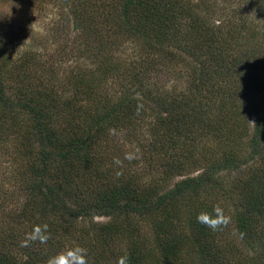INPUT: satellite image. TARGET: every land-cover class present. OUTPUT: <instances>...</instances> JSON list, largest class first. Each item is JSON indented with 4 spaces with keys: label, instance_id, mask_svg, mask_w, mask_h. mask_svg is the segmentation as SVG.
Returning a JSON list of instances; mask_svg holds the SVG:
<instances>
[{
    "label": "trees",
    "instance_id": "obj_1",
    "mask_svg": "<svg viewBox=\"0 0 264 264\" xmlns=\"http://www.w3.org/2000/svg\"><path fill=\"white\" fill-rule=\"evenodd\" d=\"M61 1L79 31L77 60L38 62L39 85L16 91L6 80L17 60H0V170L21 200L7 215L21 229L0 236V264H47L75 245L88 264L123 255L130 264H264V112L250 102L263 87L264 25L242 21L243 7L226 14L219 0ZM125 39L146 56L138 66L123 62ZM149 56L178 85L165 88ZM38 59L27 50V65ZM142 131L139 172L116 160V139ZM216 204L231 219L212 231L196 217ZM44 223L48 242L21 247Z\"/></svg>",
    "mask_w": 264,
    "mask_h": 264
},
{
    "label": "rangeland",
    "instance_id": "obj_2",
    "mask_svg": "<svg viewBox=\"0 0 264 264\" xmlns=\"http://www.w3.org/2000/svg\"><path fill=\"white\" fill-rule=\"evenodd\" d=\"M218 8L220 4H223V12L233 15L234 10H238L243 7L242 21H247V24H253L257 27L264 25V0H219ZM68 8L61 0H33L28 2L27 0H0V30H3L0 34L1 38H4L5 43L1 44L0 60L2 54H9L12 59L17 60L14 66V75L11 76V80L7 79L12 91H16L24 88L27 83L39 85L38 78L41 76L37 71L32 70L39 63V66L49 68H58L60 65H70L74 60H77L75 54V47L78 44L75 34L79 31L74 29V19H67L64 12H70L66 10ZM240 12V11H239ZM218 15V13H215ZM117 26V24L115 25ZM114 26V27H115ZM86 37L91 39V33H86ZM13 38V42L9 39ZM126 38H131L126 35ZM80 39V38H78ZM93 39V38H92ZM91 39V40H92ZM90 40V41H91ZM88 42H86L87 46ZM82 45V44H81ZM92 48L94 46L90 45ZM8 51L6 52V49ZM33 48L34 53L40 59L35 60L34 65H27L24 61L27 55V50ZM140 48L131 39H125L120 45V53L123 54L127 60L123 59L126 67L131 64L139 65L141 52ZM146 55V54H144ZM144 60L146 56H143ZM37 58V57H36ZM70 59V60H68ZM73 59V61H72ZM167 62V61H164ZM153 63L154 68L157 69L161 77L155 76L158 80H164L168 84L165 88L171 87L173 84L178 85L175 80V74H169L166 72V66L157 57L149 56V61L144 64ZM168 63V62H167ZM91 60L89 66H94ZM143 65V64H141ZM264 67L258 68V81L262 83V90L257 93H253V99L250 102L254 103L252 107L253 112H264ZM61 70V69H60ZM63 71V70H62ZM61 71V72H62ZM129 70H127L128 72ZM21 75L24 80L20 81L17 75ZM156 74V72H152ZM36 76V77H35ZM38 77V78H37ZM116 80V81H115ZM110 79L112 88L117 90V80ZM185 84V80L182 82ZM181 84V85H182ZM173 87V86H172ZM253 113L251 117V126L257 118V114ZM252 129V128H251ZM144 136L143 131L140 133V137H133L131 140H126L125 136L117 138L116 143L119 144L118 152H116V160L124 166H129L131 170L143 171L146 164L144 163V150H149V143L147 141H141ZM116 138V137H115ZM206 139V138H205ZM245 139L242 140V143ZM144 145L143 149L141 146ZM124 160L126 164H124ZM7 169H1L0 174V236L7 235L14 229H21L16 227V221L12 217L8 218V213L13 214V209L21 204V200L17 201L16 192L13 193L10 186L14 185V180H8L5 178ZM67 173L62 182H68L73 178L74 174ZM144 173V172H142ZM22 177H19L21 179ZM29 179V178H27ZM177 180V178L175 179ZM174 180V181H175ZM25 181L23 182V184ZM97 220H105L106 218L97 217ZM23 237V235H22Z\"/></svg>",
    "mask_w": 264,
    "mask_h": 264
},
{
    "label": "clouds",
    "instance_id": "obj_3",
    "mask_svg": "<svg viewBox=\"0 0 264 264\" xmlns=\"http://www.w3.org/2000/svg\"><path fill=\"white\" fill-rule=\"evenodd\" d=\"M197 222L203 224L212 231L221 229L230 223V217L225 214L224 209L216 204L211 212L201 211L197 214ZM48 224H36L32 227L31 232L26 233L25 238L21 241V247L30 246L31 242H40L46 244L50 239ZM88 250L80 245L69 247L47 260V264H88ZM116 264H130L129 257L123 255L117 258Z\"/></svg>",
    "mask_w": 264,
    "mask_h": 264
}]
</instances>
